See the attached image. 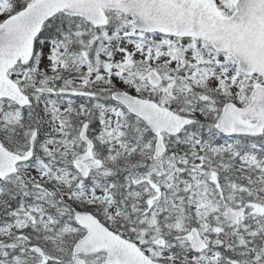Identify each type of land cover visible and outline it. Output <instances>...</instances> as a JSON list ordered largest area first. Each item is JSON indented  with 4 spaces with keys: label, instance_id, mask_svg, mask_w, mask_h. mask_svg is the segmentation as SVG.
<instances>
[{
    "label": "snow or ice",
    "instance_id": "1",
    "mask_svg": "<svg viewBox=\"0 0 264 264\" xmlns=\"http://www.w3.org/2000/svg\"><path fill=\"white\" fill-rule=\"evenodd\" d=\"M0 264H264V0H0Z\"/></svg>",
    "mask_w": 264,
    "mask_h": 264
}]
</instances>
